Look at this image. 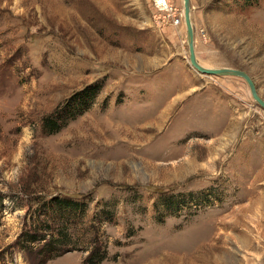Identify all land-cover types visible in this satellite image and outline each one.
I'll use <instances>...</instances> for the list:
<instances>
[{
    "label": "rangeland",
    "instance_id": "374dc122",
    "mask_svg": "<svg viewBox=\"0 0 264 264\" xmlns=\"http://www.w3.org/2000/svg\"><path fill=\"white\" fill-rule=\"evenodd\" d=\"M247 1L191 0L196 56L247 72L264 99V0ZM169 2L0 0V264H39L22 236L61 195L88 209L78 249L46 264H84L101 200L117 204L99 264H264V109L244 78L190 65L184 0ZM103 80L92 108L43 131ZM212 187L220 202L157 216L162 192Z\"/></svg>",
    "mask_w": 264,
    "mask_h": 264
},
{
    "label": "trees",
    "instance_id": "16d2710c",
    "mask_svg": "<svg viewBox=\"0 0 264 264\" xmlns=\"http://www.w3.org/2000/svg\"><path fill=\"white\" fill-rule=\"evenodd\" d=\"M258 1L261 0H248L247 4H254ZM103 86L104 80L101 83H91L72 94L64 104L58 105L55 110L43 118V131L46 134L57 133L71 121L80 117L92 108ZM215 191H217L215 187H212L197 192L189 191L178 194L162 192L155 200L154 208L157 216L160 214L163 215L162 217L167 214L176 215L188 206L199 209L215 201H221V196H218ZM88 198L81 195L70 197L61 195L41 199L31 214L36 216L35 220H39V225L34 223V227L23 234V241L19 240L23 242L21 248L28 254L41 258L39 264H46L47 261L69 250L78 249L79 246L75 242L78 222L75 220L84 222L88 209ZM116 204V200L97 202V211L92 219V224L96 225L91 226L93 228L90 231L91 237L84 245L87 251L84 264H99L108 259V245L107 241L103 240L101 230L106 222H114ZM42 225L43 227H39ZM80 247L82 248L81 244Z\"/></svg>",
    "mask_w": 264,
    "mask_h": 264
},
{
    "label": "water",
    "instance_id": "95a60500",
    "mask_svg": "<svg viewBox=\"0 0 264 264\" xmlns=\"http://www.w3.org/2000/svg\"><path fill=\"white\" fill-rule=\"evenodd\" d=\"M191 16H192L191 0H184V17H185V23L187 26V41L189 45L188 60H189L190 65L195 70H197L198 72L202 74L216 75V76L233 75V76H239V77L244 78L249 85L253 99L256 101V103L261 108L264 109V99L260 96L254 80L247 72L240 70V69H236V68H230V67L208 68V67H204L203 65L199 63L197 56H196L194 26H193Z\"/></svg>",
    "mask_w": 264,
    "mask_h": 264
},
{
    "label": "built area",
    "instance_id": "2783aa9c",
    "mask_svg": "<svg viewBox=\"0 0 264 264\" xmlns=\"http://www.w3.org/2000/svg\"><path fill=\"white\" fill-rule=\"evenodd\" d=\"M153 3L155 7L163 13H169L172 10L169 0H153Z\"/></svg>",
    "mask_w": 264,
    "mask_h": 264
},
{
    "label": "bare ground",
    "instance_id": "6f19581e",
    "mask_svg": "<svg viewBox=\"0 0 264 264\" xmlns=\"http://www.w3.org/2000/svg\"><path fill=\"white\" fill-rule=\"evenodd\" d=\"M184 20H185V17H184ZM185 25H186V23H185ZM186 29H187V26H186Z\"/></svg>",
    "mask_w": 264,
    "mask_h": 264
}]
</instances>
